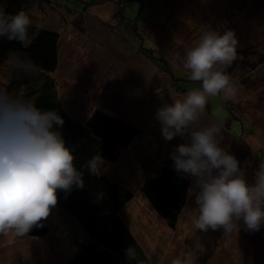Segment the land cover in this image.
I'll use <instances>...</instances> for the list:
<instances>
[{
  "label": "rangeland",
  "instance_id": "1",
  "mask_svg": "<svg viewBox=\"0 0 264 264\" xmlns=\"http://www.w3.org/2000/svg\"><path fill=\"white\" fill-rule=\"evenodd\" d=\"M4 2L0 0L3 8ZM50 2L23 0L31 26L59 34L53 77L64 110L82 123L99 111L140 130L126 148H118L115 160L103 159L100 175L132 192L120 215L148 262L171 264L190 252L193 264H264V226L248 232L241 222L240 231L228 236L222 230L194 228L191 178L173 227L151 209L142 191L174 149L188 142L187 136L165 141L155 117L164 104L200 88L181 61L209 28L236 34L239 58L227 71L238 91L229 100L211 98L199 126L222 123L220 146L253 182L252 169L264 164V0ZM86 7L89 15L79 16ZM12 67L8 59L0 68V88L7 86ZM9 93L30 100L23 88ZM43 224L40 236L0 239V264H66L89 241L75 218L58 207Z\"/></svg>",
  "mask_w": 264,
  "mask_h": 264
},
{
  "label": "clouds",
  "instance_id": "2",
  "mask_svg": "<svg viewBox=\"0 0 264 264\" xmlns=\"http://www.w3.org/2000/svg\"><path fill=\"white\" fill-rule=\"evenodd\" d=\"M31 25L25 11L13 15L0 6V38L26 45L35 38V33L29 36ZM237 47L231 30L223 34L210 28L204 31L181 61L188 78L201 82L200 88L164 104L155 117L165 141L188 137L170 159L177 173L192 179L194 228L222 230L224 236L238 233L241 222L248 232L264 226V164L249 183L240 162L220 146L222 123L199 126L211 98L229 100L237 94L227 71L239 58ZM9 62L25 74L37 71L30 58L16 52L9 54ZM63 124L55 110H41L34 102L0 88V239L22 238L34 228H43V221L58 204V191L68 194L74 186L83 189V173L74 165L75 156L54 130ZM104 164L103 157L95 155L85 167L98 176ZM126 257L142 264L133 247L126 249ZM171 264H193L192 254L184 253Z\"/></svg>",
  "mask_w": 264,
  "mask_h": 264
},
{
  "label": "trees",
  "instance_id": "3",
  "mask_svg": "<svg viewBox=\"0 0 264 264\" xmlns=\"http://www.w3.org/2000/svg\"><path fill=\"white\" fill-rule=\"evenodd\" d=\"M4 1L6 13L14 15L26 10L23 0ZM41 1L51 4L50 0ZM88 9L86 7L79 16L89 15ZM34 33L35 38L26 45L0 38V68L12 52L33 61L37 67L34 73L25 74L12 67L8 71L9 82L5 89L10 92L23 88L38 108L55 110L62 117L63 126H54V130L61 133L66 147L75 156V167L83 173V189L74 186L68 194L63 191L57 193L56 207L75 218L89 240L66 264H136L126 257L129 247L136 249L137 259L142 264H150L120 215L133 199L132 192L104 176L92 175L85 167L95 155L107 161L115 160L118 148H126L140 134V130L99 111H94L86 123L73 119L62 107L53 77L58 67L59 34L30 26L29 36ZM153 61L163 65L156 59ZM241 143L245 147V140L241 139ZM171 163L174 162L167 159L159 176L148 177L142 187L151 209L166 220L169 227L174 226L184 206L186 187L190 184V178L176 173ZM166 168L172 174L171 179L166 178L169 177ZM252 171L255 173L256 170Z\"/></svg>",
  "mask_w": 264,
  "mask_h": 264
},
{
  "label": "water",
  "instance_id": "4",
  "mask_svg": "<svg viewBox=\"0 0 264 264\" xmlns=\"http://www.w3.org/2000/svg\"><path fill=\"white\" fill-rule=\"evenodd\" d=\"M41 228H34L28 233V236L33 237V236H40L42 234Z\"/></svg>",
  "mask_w": 264,
  "mask_h": 264
}]
</instances>
